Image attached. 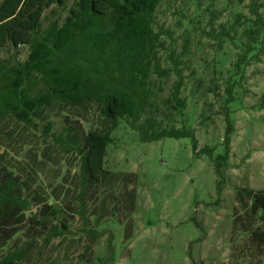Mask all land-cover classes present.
Returning a JSON list of instances; mask_svg holds the SVG:
<instances>
[{"label":"trees","instance_id":"obj_1","mask_svg":"<svg viewBox=\"0 0 264 264\" xmlns=\"http://www.w3.org/2000/svg\"><path fill=\"white\" fill-rule=\"evenodd\" d=\"M168 1L73 0L67 8L68 0H0V50L13 51L0 60V264H92L100 225L109 219L127 223L125 236H131L135 190L129 186L135 176L104 167L121 120L142 143L190 139L194 156H209L223 177L235 88L243 92L246 69L264 59V0H229L245 11L224 22L214 0H181L192 7L165 27L157 15ZM54 4L66 10L63 19L44 15ZM24 47L28 54L21 61ZM199 47L232 49L218 112L225 122L223 152L217 155L214 147L198 150L193 114L182 96L190 78L193 95L204 85L192 67L191 54ZM221 74L213 70L200 96H217L215 78ZM253 107L264 109V95ZM90 115L103 126L86 130ZM53 118L62 120L61 131L54 130ZM67 158L76 169L62 174ZM234 202L233 228L248 234L250 246L232 264H264V190L235 188ZM250 248L262 252L258 259Z\"/></svg>","mask_w":264,"mask_h":264},{"label":"rangeland","instance_id":"obj_2","mask_svg":"<svg viewBox=\"0 0 264 264\" xmlns=\"http://www.w3.org/2000/svg\"><path fill=\"white\" fill-rule=\"evenodd\" d=\"M72 1L68 0L67 8ZM210 1L202 0L204 5ZM228 2L214 0V9L223 13L220 22L230 20L236 12L245 11L243 6L229 5ZM247 3L246 0L244 4ZM192 5L191 1L181 0L163 4L157 15L159 25L173 26L180 12ZM44 15L63 19L66 10L54 4L45 10ZM176 33L179 34L180 30ZM12 52L10 49L0 50V60ZM27 54L28 48H21L18 59L24 60ZM191 55L192 67L204 79V85L193 95L191 82L194 79L190 78L182 96L187 97L188 115L193 114L192 126L198 139V150L204 146L214 147V155H217L223 152L225 122L218 112L222 111L225 100L226 70L233 61L232 49L226 47L224 53H216L199 47L194 48ZM214 69L222 73L215 78L219 85L217 96H200L199 93L210 84ZM241 87L243 92L239 90L240 86L235 88L238 99L230 106L234 128L223 177L217 175L209 156H194L190 139L165 138L142 143L138 133L125 121H120L111 134L112 142L107 148L104 167L113 173L135 176V184L129 186L135 190L134 211L129 219L132 232L126 237L127 223L116 219L101 224L99 229L103 236L93 248L92 264H101L96 258L113 260L105 261V264H232L234 255L245 256V249L250 246L248 234L240 231V227L233 228L234 189L264 190V109L253 107L264 95V59L246 69ZM202 113L210 119H202ZM53 120L54 130L61 131L62 120ZM102 126L103 121L95 115H90L84 122L86 130ZM73 162L71 158L65 159L60 172L64 174L71 169ZM75 169L72 167L71 170ZM52 176L54 172L49 169L46 177L50 180ZM218 182L220 192L217 191ZM73 225L76 229L79 222ZM110 235L111 250L108 248ZM261 253L251 248L248 252L253 255V260ZM75 257H71L74 263Z\"/></svg>","mask_w":264,"mask_h":264}]
</instances>
